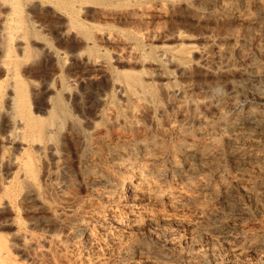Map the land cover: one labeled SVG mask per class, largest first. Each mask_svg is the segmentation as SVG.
Returning a JSON list of instances; mask_svg holds the SVG:
<instances>
[{
  "label": "rangeland",
  "instance_id": "rangeland-1",
  "mask_svg": "<svg viewBox=\"0 0 264 264\" xmlns=\"http://www.w3.org/2000/svg\"><path fill=\"white\" fill-rule=\"evenodd\" d=\"M25 1H22V6L25 5L24 7L28 8L23 7L24 12L22 11V13L25 16L22 14L23 19L21 20H25L24 24L27 23L29 27L22 25L23 29L18 33L19 35L24 34L22 36L26 40H30V42L27 41L30 51L23 56L14 44L11 54L23 66L20 68L23 71V76L20 74V77L26 85L25 91L27 90L26 95L28 96V100L27 96L26 100L30 102L29 109L37 117L41 119L44 117L42 122L47 129L52 131V134L42 139L41 150L33 152L34 174L37 175L34 180L29 179V181L27 178H21L23 172H19L20 175L6 164L0 167V181L2 182H0V200L5 199L0 202L3 205L0 206V244L3 246V254H5L3 264H119L122 254L130 245H134L135 241H137L135 244L141 248L140 264L141 262L142 264H264V247L259 246V242L264 241V210H262L264 208V150L252 146L250 148L249 145H246L244 151L238 153L234 145L232 146L225 140L226 132H228L227 124H230L231 120H235L234 115L229 111L233 105L247 103L249 109L244 112H247L246 114L249 116L243 112L242 115H246L245 117L264 116V19L259 23H245L238 18L258 16L261 13L263 14L261 16L264 17V0H261L263 1L262 7L255 5L257 0H211L215 11L225 8L234 10L235 17L224 20L205 14L204 8L208 5L206 4L207 0H166V2L159 0L160 3L158 0L139 2L127 0L131 1V8L129 7V9L127 6L121 11L119 10L121 8L114 10L115 7L111 6L105 7V9L98 5L82 2L76 5L78 7L82 5V8H75L74 16H78L77 21L80 19L78 22L84 28L85 33L89 34V37L84 36V32L74 31L76 29L72 28L70 17L73 13L69 14L71 8L61 5L60 7L59 4L50 0H47L50 3L44 2V0L41 2H39L40 0L38 2L36 0ZM135 2L140 4L133 6ZM36 4L38 5L36 6ZM141 4H143L142 9ZM169 4L170 6H168ZM33 5L35 6L32 7ZM171 5L173 6L171 7ZM136 6L138 7L136 8ZM52 7L54 11H52ZM95 7H97L96 10ZM63 8L65 9L63 10ZM5 9L0 7L1 33L7 28V25L4 26V18L10 12L9 9ZM125 9H128V14ZM143 9L152 12L154 10L159 12L161 9V16L142 15ZM28 10H31L30 13ZM57 11L64 12V15ZM133 12L137 14L133 15ZM95 13L98 15L95 16ZM108 13L114 15L109 14L108 20L106 18L102 20L103 16L106 17ZM132 15L133 17L137 15L139 19H142L140 21H137V17L131 19ZM65 16L69 18L64 19ZM119 16L123 18L120 19ZM135 18L137 19L135 20ZM104 32L107 33L104 34ZM135 36L136 39H131ZM84 37L88 39L86 40ZM128 37L130 38L127 39ZM123 40L126 42L123 43ZM135 40L137 42H133ZM107 42L109 43L107 44ZM110 42L113 44L111 45ZM0 44H2L0 46V67H4L2 65L7 63V59L5 60L6 56L2 51L4 44L2 42ZM123 44L124 46L129 45L122 47ZM130 44L133 50L127 49ZM96 49L97 52H95ZM157 52L160 55L163 53L162 56H164L159 57L158 54H155ZM164 52L171 53L168 56ZM142 53L143 55H141ZM81 54L83 56H80ZM145 54H147L146 56L150 54L149 59L152 57L150 60L146 57V63ZM21 55L23 57H20ZM168 57L173 60L172 66L170 63L168 66L167 62L163 61ZM88 58L100 64L96 65L98 68L88 66ZM159 58L164 59L161 61ZM152 59L158 62L149 63ZM104 62L109 63L105 64ZM174 64L179 68L177 69ZM181 66L187 69L189 67L190 77L182 76ZM89 67L93 69H89ZM105 71L108 72L105 73ZM251 71L256 73L253 74ZM0 73V82L3 87L12 82L10 77L8 82L4 79L6 76L3 70ZM116 74L118 75L116 76ZM119 74L121 77L123 74L138 76V79L141 77L139 80L144 82L143 85L147 84V90L154 92L155 100L152 101L153 106L150 105L152 110L146 109L150 106L147 107L141 103L136 105L128 93L119 88L121 84ZM167 89L170 95L166 93ZM259 92L262 95L261 98ZM166 94L168 95L165 96ZM213 96L218 97L219 104H212L211 107L207 104L208 108L205 103L213 100ZM203 97L209 99H202ZM221 97L222 99H219ZM222 108L224 109L222 110ZM56 109L58 110L55 111ZM51 112L55 114H51ZM52 115L55 116V119L52 118ZM40 118L39 120H41ZM204 118L206 120L202 121ZM195 119L197 120L195 121ZM197 121H200V124ZM201 121L206 122L207 127ZM208 124L211 125L208 127ZM184 133L186 134L184 135ZM207 138L218 141L219 145L222 144V147L218 146L221 149L219 150L217 147L209 151L210 159L207 163H199L194 160L191 162L186 159L185 151L189 148H200L208 141ZM221 139L224 141L222 142ZM138 140L156 142L160 144H158L160 147L162 146L156 155L159 156L160 168H164L163 170L175 163L180 170H186L185 166L187 167L191 163L195 175L190 176L187 182L200 188L201 191L198 194H192L193 200H196L195 205L183 208L181 211L170 209L171 207L166 204V201V203H159L152 199L146 200L141 208L142 215L148 217L144 221L146 224L141 226L139 231L133 232L132 238L130 235L128 237L127 232L121 229L122 218L126 214L122 208L125 202L118 198L120 194L114 188L110 177L122 173L123 167L121 168L120 165L122 159L126 157L123 149L126 148L128 141ZM1 145L0 143V148ZM117 150L120 151L118 156H116ZM8 153L17 154L12 151H7ZM34 155H37L38 158L36 156L34 158ZM244 156L247 159L246 166L238 167V161H242ZM14 174L19 176L16 177ZM14 178L19 182H13ZM6 180L8 181L6 182ZM3 182L5 186L6 183L13 185H10V190L7 191L10 197L7 193L4 195L1 193ZM167 182L171 181L167 180ZM24 185L27 187H23ZM10 191L11 194L15 192L14 196L10 194ZM175 191L178 190L173 189V192ZM131 198L128 202L132 201ZM109 208L112 209L114 217L120 221L118 226H115L116 228L112 229L108 235L99 236L97 239L88 238L85 234L80 237L82 233L79 230L87 227L89 222H94L100 214L107 212ZM211 210L214 211L211 212ZM215 215L223 223L221 230L213 229L212 231L209 228H204ZM142 221V217H139L136 224L140 225ZM210 226L212 225L210 224ZM24 241L25 243H22ZM4 249H8L7 253L4 252ZM132 252L128 253L127 257L130 258ZM8 261L10 262L8 263Z\"/></svg>",
  "mask_w": 264,
  "mask_h": 264
},
{
  "label": "bare ground",
  "instance_id": "bare-ground-1",
  "mask_svg": "<svg viewBox=\"0 0 264 264\" xmlns=\"http://www.w3.org/2000/svg\"><path fill=\"white\" fill-rule=\"evenodd\" d=\"M22 1L23 0H0V7L2 8V9H9L8 11H10L9 12V15L7 16L6 14L4 15L6 18H4V26L5 25H7L6 27V29L5 30H3L2 28V30L4 31V32H0V42H2L3 44H4V48L2 49V51L5 53V55L4 56H6V58H5V60L7 59V63H5L4 65H2V66H4V67H0V68H2L1 70H3L4 71V73H5V78L4 79H6V81L8 82V79H9V77L10 78H12L11 80H12V82H10L9 84L7 83L6 84V86H2V83L0 82V121H1V131H0V133H1V136H0V143L2 144L1 145V150H0V167L2 166V165H4V164H6L7 166H10L13 170H14V172L16 171L18 174H20L21 172H23V174H24V176H23V174H22V176H21V178H27V180H31V179H33L34 180V177H35V175L36 174H34V159H33V152L35 151V150H41V144H40V142L42 141V139L45 137V136H47V135H51L52 134V131L48 128H46L45 126H44V124H43V122L42 121H44V117L41 119L40 117H37L35 114H34V112H32V110H30L29 109V107H28V105H29V103L30 102H27V100H28V96L26 95V91H25V89H26V85H25V83L24 82H22V79H21V77H20V74L22 75V73H23V71H22V69H20V68H22L23 66H21L20 64H21V62L20 61H18L15 57H13L12 56V54H11V48H12V46L15 44V46H17L18 47V50L19 51H21L22 52V54H23V56L25 55V54H27L29 51H30V49H29V47H28V43H27V41L28 42H30V40L28 39V38H31V37H28L27 39L28 40H26L22 35H24V34H22V35H19V33L18 32H20L21 31V29H23V26L22 25H27V23L26 24H24V21L23 20H21V19H23L22 18V11L24 12V10H22L23 9V7L25 6L24 4V6H22ZM27 2H29L28 0H26ZM25 1V2H26ZM47 0H44V2H46ZM51 2H54L55 4L57 3V4H59V6L61 5L62 7L64 6H67V7H69V9H70V11H71V13L69 12V14H71L72 15V13H73V15L70 17V24H71V26H72V28H74V29H76V30H74V31H81V32H84L83 34H84V36H86V37H89L88 35L89 34H86L85 33V30H84V28L81 26V24L79 23L80 21V19L77 21V17H75L74 16V13L76 12L75 11V8H77L78 6H76V5H79V4H81L82 2L83 3H88V4H94V5H98V6H101V7H103V8H105V7H115L114 8V10L116 9V8H121V9H119L120 11L122 10V8H127V6H128V8L130 7L131 8V4H130V2L131 1H127V0H50ZM138 2L139 1H142V0H137ZM147 1V0H146ZM145 1V2H146ZM148 1H150V0H148ZM157 1V0H156ZM159 1V0H158ZM24 2V3H25ZM36 2H38V0H36ZM39 2H41V0L39 1ZM47 2H49V1H47ZM138 2H135V3H137V4H133V6L134 5H138V4H140V3H138ZM144 2V3H145ZM164 2H166V0L164 1ZM163 2V3H164ZM168 3H170L169 1H167ZM197 2V1H196ZM199 2H201V1H199ZM31 3V2H30ZM32 3H33V1H32ZM35 3V2H34ZM50 3V2H49ZM142 3V2H141ZM143 3V4H144ZM147 3H150V2H147ZM158 3H160V1L158 2ZM161 3H162V1H161ZM171 3H173V2H171ZM189 3V2H188ZM187 3V4H188ZM253 3V2H252ZM41 4V3H40ZM39 4V5H40ZM143 4H141L142 6H141V9H142V7H143ZM205 4V3H204ZM206 4H208L207 5V7H205L204 8V12H205V14L206 15H208L209 17L211 16V17H213V18H221V19H232L233 17H235L234 16V10L233 9H228V8H225V9H222V10H220V11H215L214 10V7L215 6H213L212 5V3H211V0H207V3ZM214 4V3H213ZM28 5V4H27ZM32 5V4H31ZM38 4H36V6H37ZM44 5H46V4H44ZM43 5V6H44ZM146 5V4H145ZM144 5V6H145ZM157 5V4H156ZM175 5V4H174ZM177 5V4H176ZM224 5V4H223ZM255 5L256 6H258V7H262L263 6V1H261V0H257L256 2H255ZM35 5H33L32 7H34ZM42 6V5H41ZM53 7H54V4L52 5ZM60 6V7H61ZM82 5H80V7H81ZM87 6V5H86ZM89 6V5H88ZM97 6V7H98ZM158 6V5H157ZM168 6H170V4L168 5ZM173 5H171V7H172ZM185 6H188V5H185ZM235 6V5H234ZM31 7V6H30ZM31 7V8H32ZM50 7H51V5H50ZM53 7H52V9H53ZM80 7H78V8H80ZM97 7H95V10H96V8ZM138 6H136V8H137ZM177 7V6H176ZM229 7V6H228ZM232 7V6H231ZM25 8V7H24ZM28 7H26L25 9H27ZM30 8V9H31ZM42 8V7H41ZM82 8V7H81ZM88 8H90V7H88ZM91 8H92V6H91ZM103 8H100V9H103ZM129 8V9H130ZM139 8H140V5H139ZM155 8V7H154ZM165 8V7H164ZM169 8V7H168ZM257 8V7H256ZM5 9V10H6ZM47 9V8H46ZM58 9H60V8H58ZM65 8H63V10H64ZM69 9H67L68 11H69ZM85 9V8H84ZM94 9V8H93ZM92 9V10H93ZM99 9V10H100ZM106 9V8H105ZM109 9V8H108ZM111 9H113V8H111ZM151 9V8H150ZM179 9V8H178ZM50 10V9H49ZM57 10V9H56ZM66 10V11H67ZM78 10V9H77ZM118 10V11H119ZM126 10V9H125ZM125 10H124V12H125ZM132 11H133V9H131ZM144 10V9H143ZM156 10H157V7H156ZM159 10V9H158ZM161 10V9H160ZM160 10H159V12H156L155 10H154V12H152V11H150V10H144V11H142V15H145V16H161V12H160ZM201 10H203V9H201ZM253 10V9H252ZM29 11V13H30V11L31 10H28ZM52 11H54V9L52 10ZM58 11H60V10H58ZM57 11V12H58ZM67 11V12H68ZM98 11V10H97ZM139 11V10H138ZM196 11V10H195ZM199 11V10H198ZM240 11V10H239ZM80 12V11H79ZM88 12V11H87ZM93 12V11H92ZM126 14H128V9L126 10ZM134 12H137V11H134ZM134 12H133V15H135V14H137V13H135L134 14ZM7 13V12H6ZM56 13V12H55ZM58 13H61L62 15H64L63 13L64 12H58ZM81 13V12H80ZM98 13V12H97ZM95 13V16L96 15H98V14H100V13ZM102 13V12H101ZM113 13V12H112ZM112 13H108L107 14V16L106 17H104L103 16V18L101 17V16H98V17H101L102 18V20H105V18L108 20V18H109V14H111V15H114V14H112ZM116 13V12H115ZM132 13V12H131ZM241 13V12H240ZM34 14V13H33ZM32 14V15H33ZM61 14H59V15H61ZM85 14V13H84ZM87 14V13H86ZM90 14V13H89ZM105 14V13H104ZM103 14V15H104ZM117 14V13H116ZM115 14V15H116ZM125 14V15H126ZM139 14V13H138ZM165 14V13H164ZM255 14H256V12H255ZM24 16H25V14H23ZM76 15V14H75ZM78 15H79V13H78ZM111 15H110V17H111ZM118 15H120L119 13H118ZM133 15H132V17H131V19H133L134 17H139V16H134L133 17ZM254 15V14H253ZM261 15H263L262 13H261ZM261 15H259L258 14V16H256V15H254V16H252V17H242V18H240V17H238L239 19H240V21H242V22H244L245 21V23L246 22H258L259 23V21H262L263 19H264V17L263 16H261ZM92 16H94V15H92ZM92 16H90V17H92ZM117 16V15H116ZM163 16V15H162ZM195 16V15H194ZM197 16V15H196ZM243 16H245V15H243ZM249 16H251V15H249ZM121 17L122 16H119V18L121 19ZM125 17V16H124ZM128 17V16H127ZM130 17V16H129ZM128 17V18H129ZM199 17H201V16H199ZM208 17V18H209ZM25 18V17H24ZM65 18H69L68 16H65L64 17V19ZM93 18H95L96 20H98L96 17H93ZM93 18H91V19H93ZM113 18H117L118 19V17H115V16H113ZM123 18V17H122ZM127 18V19H128ZM137 18H135V20L137 19ZM144 18H146V17H144ZM148 18V17H147ZM2 19V18H1ZM60 19H61V16H60ZM140 19H142V18H140ZM140 19L138 18V20L137 21H140ZM149 19V18H148ZM152 19V18H151ZM201 19V18H200ZM237 19V18H236ZM238 19V20H239ZM100 20V19H99ZM98 20V21H99ZM111 20H113L112 18H111ZM135 20H133V21H135ZM234 20V19H233ZM22 21H23V23H22ZM66 22H67V20H66ZM107 22V21H106ZM125 22V21H124ZM126 22H128V21H126ZM238 22V21H237ZM22 23V24H21ZM139 23V22H138ZM66 24H68V23H66ZM82 24H84V23H82ZM248 24V23H247ZM255 24V23H254ZM257 24V23H256ZM89 25V24H88ZM142 25V24H141ZM160 25V24H159ZM229 25V24H228ZM244 25V24H243ZM28 26V25H27ZM69 26V25H68ZM247 26V25H246ZM29 27V26H28ZM27 27V28H28ZM128 27V26H127ZM137 27V26H136ZM244 27V26H243ZM4 28V27H3ZM32 30V29H31ZM30 30V31H31ZM69 30V29H68ZM72 30V29H71ZM1 31V30H0ZM69 32H70V30H69ZM103 32V31H102ZM21 33H23V32H21ZM96 33V32H95ZM107 33V32H106ZM105 32H104V34H106ZM109 33V32H108ZM156 33V32H155ZM25 34H27V33H25ZM29 34V33H28ZM31 34V33H30ZM32 34H33V32H32ZM110 34V33H109ZM154 34V33H153ZM235 34V33H234ZM75 35V34H74ZM80 35V34H79ZM101 35V34H100ZM111 35V34H110ZM240 35V34H239ZM29 36V35H28ZM153 36V35H152ZM100 37V36H99ZM104 37V36H103ZM131 37H133V36H131ZM176 37H177V35H176ZM263 37H264V35H263ZM85 38V37H84ZM92 38V37H91ZM114 38V37H113ZM130 37H128L127 39H129ZM142 38V37H141ZM174 38V37H173ZM261 38V37H260ZM86 39V38H85ZM88 39V38H87ZM86 39V40H87ZM93 39V38H92ZM92 39H90V40H92ZM95 39V38H94ZM99 39V38H98ZM105 39H107L106 37H105ZM126 39V40H127ZM131 39H136V36H135V38H131ZM130 39V40H131ZM177 39H178V37H177ZM262 39V38H261ZM32 40V39H31ZM108 40H110L109 39V37H108ZM112 40V39H111ZM114 40V39H113ZM118 40V39H117ZM126 40L123 42V43H125L126 42ZM129 40V41H130ZM140 40V39H139ZM138 40V42H140ZM146 40V39H145ZM203 40V39H202ZM75 41V40H74ZM101 41V40H100ZM103 41V40H102ZM128 41V42H129ZM105 42V41H104ZM131 42H132V40H131ZM133 42H137L136 40L135 41H133ZM233 42H234V40H233ZM92 43V42H91ZM90 43V44H91ZM94 44H95V41L93 42ZM109 42H107V44H108ZM192 43V42H191ZM30 44V43H29ZM93 44V45H94ZM110 44L112 45L113 43L112 42H110ZM197 44V43H196ZM226 44V43H225ZM2 44H0V46H1ZM129 45V44H128ZM128 45H125V46H128ZM137 45V44H136ZM31 46V45H30ZM91 46H92V44H91ZM124 46V44H123V46L122 47H125ZM135 46V45H134ZM1 48V47H0ZM14 48V47H13ZM16 48V47H15ZM127 48V47H126ZM131 48V44H130V47H128L127 49H130ZM137 48H139V47H137ZM192 48V47H191ZM190 48V49H191ZM91 49V48H90ZM95 49V48H94ZM120 49V48H119ZM17 50V49H16ZM16 50H13V51H16ZM130 50H133L132 48L130 49ZM135 50H136V48H135ZM134 50V51H135ZM139 50H140V48H139ZM158 51H159V49H157ZM161 50V49H160ZM183 50H185V49H183ZM34 51V50H33ZM93 51V50H92ZM121 51V50H120ZM137 51H138V49H137ZM162 51H164V50H162ZM167 51V50H166ZM94 52V51H93ZM92 52V53H93ZM95 52H97V49H96V51ZM125 52V51H124ZM127 52V51H126ZM132 52V51H131ZM169 52V51H168ZM168 52H164L165 54L167 53V55L168 54H170V53H168ZM127 53H129V52H127ZM134 53V52H133ZM154 53V52H153ZM161 53V52H160ZM19 54V53H18ZM21 54V53H20ZM19 54V55H20ZM155 54H158V52L157 53H155ZM154 54V55H155ZM162 54L163 53H161V55L160 54H158L159 55V57H161L162 56ZM173 54V53H172ZM171 54V55H172ZM227 54V53H226ZM15 55V54H14ZM32 55V54H31ZM125 55V54H124ZM129 55V54H128ZM127 55V56H128ZM132 55V54H131ZM134 55V54H133ZM137 55V54H136ZM141 55H143V53L141 54ZM147 54H145V58L146 57H148V56H150V54L148 55V56H146ZM158 55H157V57H158ZM174 55V54H173ZM187 55V54H186ZM196 55V54H195ZM22 55L20 56V57H23ZM27 57H28V55H26ZM80 56H83L82 54L80 55ZM164 56V55H163ZM162 56V57H163ZM169 56V55H168ZM174 56H177V55H174ZM182 56V55H181ZM184 56V55H183ZM262 56H263V54H262ZM16 57H17V55H16ZM26 57V58H27ZM70 57V56H69ZM84 57H85V55H84ZM87 57V56H86ZM125 57V56H124ZM135 57V56H134ZM137 57V56H136ZM161 57V58H162ZM191 57V56H190ZM18 58V57H17ZM25 58V57H24ZM141 58V57H140ZM152 58V57H151ZM150 58V59H151ZM161 58H159L160 60H161ZM188 58V57H187ZM20 60H21V58H19ZM29 59V58H28ZM81 59V58H80ZM84 59V58H83ZM91 59V58H90ZM89 58L87 59V65L89 66H96V65H100V64H98L97 62H94V61H91ZM121 59V58H120ZM139 59V58H138ZM143 59V58H142ZM148 59H149V57H148ZM149 59V60H150ZM154 59H156V58H154ZM154 59H152L151 61H149V63L150 62H153V63H157L158 61H154ZM164 59V58H163ZM162 59V60H163ZM179 59V58H178ZM181 59V58H180ZM179 59V60H180ZM184 59V58H183ZM25 60V59H24ZM27 60V59H26ZM105 60V59H104ZM103 60V61H104ZM133 60V59H132ZM141 60V59H140ZM161 60V61H162ZM80 61V60H79ZM86 61V60H85ZM84 61V62H85ZM97 61V60H96ZM107 61V60H106ZM119 61H122V60H119ZM146 61H147V58L145 59V63H146ZM163 61H165V63L167 62V64L168 63H170V65H171V63H173V60H172V58L171 57H168V59H165V60H163ZM188 61V60H187ZM5 62V61H4ZM3 62V63H4ZM25 62V61H24ZM56 62V61H55ZM78 62V61H77ZM131 62V61H130ZM140 62V61H139ZM189 62V61H188ZM187 62V63H188ZM1 63V62H0ZM2 63V64H3ZM67 63V62H66ZM81 63H83V62H81ZM100 63V62H99ZM105 63V62H104ZM107 63H109V62H106L105 64H107ZM141 63V62H140ZM159 63H161V62H159ZM175 63V62H174ZM185 63V62H184ZM23 64V63H22ZM85 64H86V62H85ZM129 64V63H128ZM143 64H144V61H143ZM162 65H166V64H163V63H161ZM129 65H131V63L129 64ZM145 65V64H144ZM147 65V64H146ZM145 65V66H146ZM152 65V64H151ZM178 65V64H177ZM182 65V64H181ZM207 65V64H206ZM231 65V64H230ZM21 66V67H20ZM103 66H105V65H103ZM138 66V65H137ZM149 66V65H148ZM168 66H169V64H168ZM172 66V65H171ZM174 66H176L175 64H174ZM253 66V65H252ZM263 66V65H262ZM24 67H26V66H24ZM28 67V66H27ZM26 67V68H27ZM85 67V66H84ZM106 67H108V66H106ZM147 67V66H146ZM165 67V66H164ZM245 67V66H244ZM257 67H259V66H257ZM25 68V69H26ZM96 68H98L97 66H96ZM111 68V67H110ZM123 68V67H122ZM163 68V67H162ZM168 68V67H167ZM176 68L178 69L179 68V66L177 67L176 66ZM175 68V69H176ZM261 68V67H260ZM89 69H93V68H90L89 67ZM100 69V68H99ZM98 69V70H99ZM164 69V68H163ZM166 69V68H165ZM174 69V70H175ZM188 69H189V67H188ZM188 69L186 68V67H184V66H181L180 67V71H181V73H182V76L184 77H187L188 78V76H189V71H188ZM0 70V71H1ZM103 70V69H102ZM155 70H156V68H155ZM154 70V71H155ZM158 70H159V68H158ZM190 70V69H189ZM240 70V69H239ZM249 70H251V69H249ZM90 71V70H89ZM160 71V70H159ZM212 71V70H211ZM241 71V70H240ZM28 72V71H27ZM99 72V71H98ZM108 72V71H107ZM106 71H105V73H107ZM177 72V71H176ZM178 72H179V70H178ZM221 72V71H220ZM252 72V71H251ZM2 73V72H1ZM0 73V74H1ZM4 73H3V75H4ZM25 73V72H24ZM102 73H104V72H102ZM104 73V74H105ZM129 73V72H128ZM157 73V72H156ZM162 73V72H161ZM210 73V72H209ZM253 73V72H252ZM251 73V74H252ZM256 72H254L253 74H255ZM101 74V73H100ZM99 74V75H100ZM109 74V73H108ZM108 74H107V76H108ZM113 74V73H112ZM146 74V73H145ZM150 74V73H149ZM220 74V73H219ZM240 74V73H239ZM26 75H27V73H26ZM98 75V74H97ZM96 75V76H97ZM118 74H116V76H117ZM120 75V74H119ZM215 75H217V74H215ZM244 75V74H243ZM263 75V74H262ZM23 76V75H22ZM25 76V75H24ZM116 76H115V78H116ZM137 76V75H136ZM160 76V75H159ZM252 76V75H251ZM98 77V76H97ZM120 77H121V75H120ZM138 77V76H137ZM137 77H134V75H131V74H123L122 75V77H121V81H120V85H119V88H121V90H124L126 93H128V95H129V97L130 98H132V100H134L135 102H136V105L138 104H143L144 106H150L151 104H152V101H154L155 99H154V92H150V90H147V84L144 86L143 85V83L137 78ZM190 77V76H189ZM193 77V76H192ZM244 77H246V76H244ZM261 77V76H260ZM24 78V77H23ZM119 78V77H118ZM147 78V77H146ZM178 78V77H177ZM1 79V78H0ZM3 79V80H4ZM25 79V78H24ZM179 79V78H178ZM182 79V78H181ZM193 79V78H192ZM255 79V78H254ZM258 79V78H257ZM98 80V79H97ZM188 80V79H187ZM6 81H4V82H6ZM116 81V80H115ZM180 82V81H179ZM202 82V81H201ZM24 83V84H23ZM112 83H113V81H112ZM146 83V82H145ZM159 83V82H158ZM250 83V82H249ZM113 85V84H112ZM115 86H116V84H114ZM152 85V84H151ZM148 86H150V85H148ZM162 86V85H161ZM240 87V86H239ZM113 88H114V86H113ZM117 88V87H116ZM245 88H246V86H245ZM254 88H256V87H254ZM152 89V88H151ZM154 89V88H153ZM159 89H160V87H159ZM240 89H241V87H240ZM239 89V90H240ZM69 90V89H68ZM67 90V91H68ZM119 90V89H118ZM166 90V89H165ZM170 90V89H169ZM172 91L174 90V89H171ZM180 90V89H179ZM178 90V91H179ZM208 90V89H207ZM212 90H214V89H212ZM216 90V89H215ZM224 90V89H223ZM124 91H122V92H124ZM172 91H170V92H172ZM175 92H176V90H174ZM173 91V92H174ZM217 91V90H216ZM233 91H235V90H233ZM249 91V90H248ZM259 91V90H258ZM212 92V91H211ZM237 92V91H236ZM239 92V91H238ZM118 93H120V92H118ZM155 93H156V91H155ZM158 93V92H157ZM164 93H165V91H164ZM166 93H168L169 95H170V93H169V91H168V89H167V92ZM216 93V92H215ZM121 94V93H120ZM119 94V95H120ZM160 94V93H159ZM161 94H162V92H161ZM168 94H166L165 96H167ZM174 94V93H173ZM172 94V95H173ZM178 94V93H177ZM181 94V93H180ZM210 94H212V93H210ZM218 94V93H217ZM207 95H208V93H207ZM213 95H214V93H213ZM26 96H27V100H26ZM155 96H156V94H155ZM157 96H158V94H157ZM202 96V95H201ZM206 96V95H205ZM210 96V95H209ZM259 96H260V98H261V93L259 92ZM122 97V96H121ZM124 97H127V96H124ZM159 97H160V95H159ZM162 97V96H161ZM173 97V96H172ZM211 97V96H210ZM216 97V98H215ZM213 96V100H209V103H208V101H207V103H205V105H207V104H209L210 105V107H211V105L212 104H217L218 103V97L217 96ZM219 97H220V95H219ZM258 97V96H257ZM167 98V97H166ZM169 98H171V97H169ZM251 98V97H250ZM102 99V98H101ZM126 99V98H125ZM160 99V98H159ZM202 99H206V98H202ZM207 99H209V98H207ZM206 99V100H207ZM211 99V98H210ZM219 99H222V97L221 98H219ZM131 100V101H132ZM169 100V99H168ZM205 100V101H206ZM157 101V100H156ZM224 101V100H223ZM123 102V101H122ZM133 102V101H132ZM131 102V103H132ZM158 102V101H157ZM173 102V101H172ZM186 102V101H185ZM188 102V101H187ZM203 102H204V100H203ZM203 102H202V105H203ZM59 103V102H58ZM129 103V102H128ZM154 103V102H153ZM231 103V102H230ZM229 103V104H230ZM155 104H156V102H155ZM199 104V103H198ZM219 104V103H218ZM237 104V103H236ZM117 105V104H116ZM132 105V104H131ZM133 105H134V103H133ZM135 105V106H136ZM142 106V105H141ZM152 106H153V104H152ZM155 106V105H154ZM165 106V105H164ZM197 106V105H196ZM208 106V105H207ZM207 106H206V108H207ZM249 106V105H248ZM264 106V105H263ZM155 107H157V106H155ZM168 107V106H167ZM187 107V106H186ZM146 108V107H145ZM153 108V107H152ZM171 108V107H170ZM200 108V107H199ZM208 108H209V106H208ZM207 108V109H208ZM226 108V107H225ZM228 108V107H227ZM52 109H53V107H52ZM146 109H151V106L150 107H148V108H146ZM145 109V110H146ZM191 109V108H190ZM218 109H219V107H218ZM224 108H222V110H223ZM247 109H249V108H247V103H245V102H243V103H241V104H239V105H233L231 108H230V113L232 114V115H234V117L233 118H235V120H231L232 122H230V124L228 123H226L227 124V127H228V132H226L225 130V132L227 133V135H225L226 137H225V140H227V142L228 143H231L232 144V146L234 145V147L236 148V151L238 152V153H241V152H243L244 151V149L246 148V145H249L250 146V148H251V146L252 147H256V148H258V149H262V150H264V116H261V117H258V118H251V117H245L247 114V112L245 113L244 111L245 110H247ZM58 109H56L55 111H57ZM121 110V109H120ZM144 110V109H143ZM152 110V109H151ZM150 110V111H151ZM156 110V109H155ZM220 110V109H219ZM228 110V109H227ZM39 111V110H38ZM53 111H54V109H53ZM114 111V110H113ZM158 111V110H157ZM215 111H216V109H215ZM226 111V110H225ZM228 111V112H229ZM249 111V110H248ZM165 112V111H164ZM200 112V111H199ZM210 112V111H209ZM217 112V111H216ZM220 112H222V111H220ZM245 113L246 115L245 116H243L242 115V113ZM263 112V111H262ZM49 113V112H48ZM55 114L54 112H51V114ZM62 113V112H61ZM148 113H150V112H148ZM201 113V112H200ZM227 113V112H226ZM243 113V114H244ZM249 113V112H248ZM104 114H105V112H104ZM141 114V113H140ZM177 114V113H176ZM47 115V114H46ZM48 115H50V113L48 114ZM116 115V114H115ZM123 115V114H122ZM131 115H133V114H131ZM196 115V114H195ZM230 114L228 113V116H229ZM252 115V114H251ZM113 116V115H112ZM203 116V115H202ZM247 116H249V115H247ZM49 117V116H48ZM47 117V118H48ZM55 117V116H54ZM53 117V115H52V118L53 119H55ZM108 117V116H107ZM114 117V116H113ZM112 117V118H113ZM124 117V116H123ZM133 117V116H132ZM191 117V116H190ZM198 117V116H197ZM200 117V116H199ZM207 117V116H206ZM215 117V116H214ZM214 117H212V118H214ZM222 117V116H221ZM221 117H220V119H221ZM225 117V116H224ZM39 118L41 119V120H39ZM57 118V117H56ZM109 118V117H108ZM136 118V117H135ZM139 118H140V116H139ZM162 118V117H161ZM208 118V117H207ZM210 118V117H209ZM233 118H231V119H233ZM129 119V118H128ZM199 119H201V118H199ZM215 119V118H214ZM230 119V118H229ZM111 120V119H110ZM130 120V119H129ZM162 120H164V119H162ZM197 119H195V121H196ZM204 120H206V118H204L202 121H204ZM120 121V120H119ZM132 121V120H131ZM201 121V122H202ZM230 121V120H229ZM130 122V121H129ZM198 122V121H197ZM196 122V123H197ZM208 122V121H207ZM224 122V121H223ZM120 123V122H119ZM131 123V122H130ZM199 124H200V121L198 122ZM204 125H206L205 127H207V123L206 122H202ZM211 123V122H210ZM217 123H219V122H217ZM132 124V123H131ZM213 124V123H212ZM224 124H225V122H224ZM223 124V125H224ZM111 125V124H110ZM209 125H211V124H208V127H209ZM47 126V125H46ZM75 126V125H74ZM200 126V125H199ZM224 126H226V125H224ZM50 127H51V125H50ZM70 127V126H69ZM73 127V126H72ZM136 127V126H135ZM180 127V126H179ZM203 128H204V126H202ZM225 128V127H224ZM53 129H54V127H53ZM70 129V128H69ZM173 129V128H172ZM171 129V130H172ZM209 129H211V128H209ZM215 129V128H214ZM68 130V129H67ZM73 130V129H72ZM75 130V129H74ZM93 130V129H92ZM151 130H153V129H151ZM166 130V129H165ZM175 130H177V129H175ZM213 130V129H212ZM69 131V130H68ZM70 131H71V129H70ZM94 131V130H93ZM181 131V130H180ZM206 131H207V129H206ZM217 131V130H216ZM143 132V131H142ZM176 132V131H175ZM178 132V131H177ZM200 132H202V131H200ZM205 132V131H204ZM211 132V131H210ZM72 133V132H71ZM140 133V132H139ZM162 133V132H161ZM199 133V132H198ZM225 133V134H226ZM54 134V133H53ZM181 134H182V132H181ZM186 133H184V135H185ZM212 134V133H211ZM58 135V134H57ZM139 135V134H138ZM179 135V134H178ZM183 135V134H182ZM201 135V134H200ZM223 135V134H222ZM54 136V135H53ZM202 136V135H201ZM213 136V138H214V134L212 135ZM184 137V136H183ZM182 137V138H183ZM199 137V136H198ZM211 137V136H210ZM224 137V136H223ZM223 137H220V138H223ZM102 138V137H101ZM129 138V137H128ZM209 138V137H208ZM208 138H207V140H208ZM212 138V137H211ZM175 139V138H174ZM216 139V138H215ZM46 140V139H45ZM134 140V139H133ZM152 140V139H151ZM189 140V139H188ZM206 140V139H205ZM206 140V141H207ZM222 140V139H221ZM125 141V140H124ZM224 140H222V142H223ZM249 141V143H246V142H248ZM126 142V141H125ZM227 142H226V144H227ZM45 143V142H44ZM198 143V142H197ZM246 143V144H245ZM159 144V143H158ZM156 142H148V141H146V140H138V141H128V144H127V146H126V148L125 149H123L124 151V155H126V157L125 158H123L122 159V163H121V165H120V167L122 168L121 170H122V173H118V174H115L114 176L112 175V178L110 177V179L112 180V183H113V185H114V188L119 192V196H118V198L120 199V200H122V202H123V200H124V204L122 205V208L124 209V211H126V214H125V216L122 218V222L121 223H123L122 224V226H121V229L124 231V232H127V235H128V237H129V235L131 236V234L133 233V232H136V231H139V228L141 227V226H143V225H145L146 223H144V221L148 218H146V217H144L143 215H142V213H141V208L143 207V204L146 202V200H154V201H157V202H159V203H166L167 205H169L171 208L170 209H177V210H179V211H181V209H183V208H186V207H188V208H190V207H193L195 204H194V202L196 201H194L193 200V198H194V196L192 195V194H194V193H199L200 191H201V189L200 188H197V187H195V186H192L190 183H188L187 181H188V178L190 177V176H194L195 175V170L192 168V164L191 163H189V165L186 167L185 166V168H186V170H180L179 168H177L176 167V163L173 165H170V167L168 168V169H166V170H163L162 168H160L161 166H160V161L158 160V157L159 156H157L156 155V153H158V150L159 149H161V147L158 145ZM225 144V143H224ZM231 144H230V146H231ZM190 145V144H189ZM221 145V147H222V144H220ZM219 145V142L218 141H216V140H214V139H209L207 142H205L200 148H198V147H196V148H189L188 150H184L185 152H186V159H189V160H191V162H193V160L194 161H196V162H199V163H204V162H208L209 161V159H210V154H209V151H211V150H214V149H216L218 146H220ZM248 146V147H249ZM49 148H51L50 146H48ZM221 147H220V149H221ZM243 148V149H242ZM44 149V148H43ZM48 149V148H47ZM52 149V148H51ZM171 149V148H170ZM218 149H219V147H218ZM219 149V150H220ZM249 149V148H248ZM56 150V149H55ZM97 150V149H96ZM100 150V149H99ZM120 150V149H119ZM119 150H117L116 151V156H118V155H120V151ZM172 150V149H171ZM7 151H12V152H16L17 154H10V153H8L7 154ZM48 151H49V149H48ZM47 151V152H48ZM183 151V150H182ZM233 151V150H232ZM236 151H234V152H236ZM38 152V151H37ZM37 152H35V153H37ZM34 153V154H35ZM39 153V152H38ZM37 153V154H38ZM174 154V153H173ZM218 154H220V153H218ZM237 154V153H236ZM243 154V153H242ZM38 155H40V154H38ZM115 155V154H114ZM123 155V154H122ZM166 155V154H165ZM212 155V154H211ZM217 155V154H216ZM215 155V156H216ZM246 155V154H245ZM35 156L37 157V155H34V158H35ZM217 156H219V155H217ZM216 156V157H217ZM120 157H122V156H120ZM213 157V156H212ZM38 158V157H37ZM164 158V157H163ZM183 158V157H182ZM120 159V158H119ZM173 160V159H172ZM228 160V159H227ZM234 160V159H233ZM236 160V159H235ZM36 161V160H35ZM176 161V160H175ZM174 161V162H175ZM211 161V160H210ZM170 162V161H169ZM224 162V161H223ZM246 162H247V159H246V157L244 156V158L242 159V161H238V164H237V166L238 167H241V168H244L245 166H246ZM213 163V162H212ZM256 163V162H255ZM209 164V163H208ZM259 164V163H258ZM206 165V164H205ZM216 165V164H215ZM45 166V165H44ZM230 166V165H229ZM213 167V166H212ZM215 167V166H214ZM200 168H201V166H200ZM205 169V168H204ZM216 170V169H215ZM253 170V169H252ZM113 171V170H112ZM120 171V170H119ZM1 172V171H0ZM20 172V173H19ZM199 172V171H198ZM208 172V171H207ZM210 172V171H209ZM16 173V174H17ZM36 173V172H35ZM183 173H185V174H183ZM214 173V172H213ZM16 174H14L16 177H18ZM113 174V173H112ZM183 174V175H182ZM222 174V173H221ZM260 174V173H259ZM10 175H12L11 173H10ZM10 175H8V176H10ZM21 175V174H20ZM37 176V175H36ZM179 176H182V177H179ZM12 177V176H11ZM260 177V176H259ZM20 178V179H21ZM9 179V178H8ZM12 179V178H11ZM15 179V178H14ZM27 180H26V182H27ZM29 180V181H30ZM167 180H169V181H171V182H167ZM210 180V179H209ZM229 180H231V179H229ZM241 180V179H240ZM239 180V181H240ZM8 180H6V182H7ZM14 181H16V179L15 180H13V182ZM25 181V180H24ZM28 181V182H29ZM101 181V180H100ZM108 181V180H107ZM232 181V180H231ZM237 181V180H236ZM1 182V181H0ZM5 182V183H6ZM12 182V183H13ZM17 182V181H16ZM15 182V183H16ZM19 182V181H18ZM17 182V183H18ZM93 182H94V180H93ZM102 182V181H101ZM2 183V182H1ZM25 183V182H24ZM103 183V182H102ZM111 183V182H110ZM233 183V182H232ZM3 184H4V182H3ZM3 184H2V187H1V193H2V195H4V194H6L7 193V191L8 190H10V185H12V184H9V183H6V186H5V184H4V186H3ZM25 184H27V183H25ZM30 184H31V182H30ZM34 184V183H33ZM195 184V183H194ZM222 184V183H221ZM256 184V183H255ZM17 185V184H16ZM23 185V184H22ZM32 185V184H31ZM126 185V187H124ZM13 186V185H12ZM18 186V185H17ZM21 186V185H20ZM26 185H24L23 187H25ZM224 186V185H223ZM222 186V187H223ZM241 186V185H240ZM242 186H243V184H242ZM249 186V185H248ZM27 187V186H26ZM228 187V186H227ZM14 188V187H13ZM12 188V191L14 190ZM18 188V187H17ZM161 188H163V189H161ZM235 188V187H234ZM243 188V187H242ZM249 188H250V186H249ZM35 189V188H34ZM173 189H176V190H178L177 192L175 191V192H173ZM205 189V188H204ZM225 189H227L226 188V186H225ZM115 190V191H116ZM232 190V189H231ZM18 191H20V190H18ZM17 191V192H18ZM214 191V190H213ZM234 191V190H233ZM16 192V193H17ZM45 192V191H44ZM15 192H12V194H11V191H10V194L11 195H13ZM99 193V192H98ZM126 193V194H125ZM226 193V192H225ZM246 193V192H245ZM258 193V192H257ZM8 194V196L10 197V195H9V192L7 193ZM19 194V193H18ZM29 194V193H28ZM154 194V195H153ZM243 194V193H242ZM256 194V193H255ZM259 194V193H258ZM263 194V193H262ZM23 195V194H22ZM32 195V194H31ZM14 196V195H13ZM12 196V197H13ZM17 196V195H16ZM27 196V195H26ZM97 196V195H96ZM210 196V195H209ZM214 196V195H213ZM217 196V195H216ZM5 197V196H4ZM8 197V198H9ZM24 197H25V194H24ZM117 197V196H116ZM132 197V198H131ZM6 198V197H5ZM38 198V197H37ZM130 198H131V202H128V200H130ZM216 198V197H215ZM248 198V197H247ZM1 199V198H0ZM10 199V198H9ZM9 199H7V200H9ZM26 200H28V198H25ZM116 199V198H115ZM5 199H3V200H0V202H2V201H4ZM6 200V201H7ZM11 200V199H10ZM102 200V199H101ZM100 200V201H101ZM259 200V199H258ZM166 201V202H165ZM13 202V201H12ZM11 202V203H12ZM222 202V201H221ZM6 203V202H5ZM8 203V202H7ZM153 203V202H152ZM151 203V204H152ZM226 203H228V202H226ZM3 204H4V202H3ZM5 205H7V204H5ZM13 205V204H12ZM12 205H10V206H12ZM222 205V204H221ZM224 205V204H223ZM228 205V204H227ZM0 206H3V205H1L0 204ZM111 207V206H110ZM228 207V206H227ZM9 208H14V207H9ZM121 208V209H122ZM157 208V207H156ZM151 209V208H150ZM6 210V209H5ZM261 210V209H260ZM262 210H264V208H262ZM185 211V210H184ZM212 211H214V210H211V212ZM154 212V211H153ZM171 212V211H170ZM188 212V211H187ZM199 212V211H198ZM250 212V211H249ZM264 212V211H263ZM160 213V212H159ZM176 213V212H175ZM178 213V212H177ZM184 213V212H183ZM109 214V215H108ZM115 214V213H114ZM180 214V213H179ZM213 214V213H212ZM189 215V214H188ZM254 215V214H253ZM139 217H142V223L140 224V225H138V224H136V222L138 221V219H139ZM165 217V216H164ZM162 218V217H161ZM213 219H211V221H210V223L206 226H204V228H209L210 230H212L213 231V229H215V230H221V227H223V223H222V221L221 220H219V217H217L216 215H215V217L213 216L212 217ZM229 219V218H228ZM157 220H159V219H157ZM205 221V220H204ZM12 222V221H11ZM148 222V221H147ZM155 222V221H154ZM9 223V222H8ZM120 223V221L117 219V218H115L114 217V215H113V211H112V209H108L107 210V212H105V213H102V214H100L97 218H96V220H94V222H89L88 223V225H87V227H84V228H81L80 230H79V232L80 233H82V234H80L81 236L80 237H82V235L83 234H85V236L86 237H91V238H95V239H97L99 236L100 237H102V236H106V235H108L109 233H111V230L112 229H114V228H116L115 226H118V224ZM139 223V222H138ZM191 224V223H190ZM210 224L212 225V226H210ZM138 225V226H137ZM187 225V224H186ZM168 226V225H167ZM228 228V227H227ZM230 228V227H229ZM143 229V228H142ZM234 229V228H233ZM20 230V229H19ZM142 231V230H141ZM206 231V230H205ZM209 231V230H208ZM22 232V231H21ZM220 232V231H219ZM20 233V232H19ZM200 233V232H199ZM221 233V232H220ZM250 233V232H249ZM255 233V232H254ZM21 234V233H20ZM23 234H25V233H23ZM72 234V233H71ZM22 235V234H21ZM123 235V234H122ZM228 235V234H227ZM235 235V234H234ZM249 235V234H248ZM18 236V235H17ZM114 236H116V235H114ZM133 236H134V233H133ZM224 236H226V235H224ZM233 236V235H232ZM132 237V236H131ZM231 237V236H230ZM107 238V237H106ZM110 238V237H109ZM126 238V237H125ZM133 238V237H132ZM131 238V239H132ZM255 238V237H254ZM25 239V238H24ZM30 239H31V237H30ZM100 239V238H99ZM130 239V240H131ZM139 239V238H138ZM1 240V239H0ZM15 240V239H14ZM21 240H23L22 239V237H21ZM20 240V241H21ZM26 240V239H25ZM27 240H28V238H27ZM126 240H127V238H126ZM129 240V239H128ZM140 240V239H139ZM234 240V239H233ZM16 241V240H15ZM17 241H18V239H17ZM31 241V240H30ZM32 241H33V239H32ZM40 241V240H39ZM121 241V240H120ZM134 241V240H133ZM194 241V240H193ZM237 241V240H236ZM135 242H137V241H135ZM135 242H134V245H130L129 247H128V249L124 252V254H122V260L120 261L121 263H119V264H138L139 263V261H140V254H141V248H140V246H138V244H135ZM140 242V241H139ZM149 242V241H148ZM4 243V242H3ZM22 243H25V241L24 242H22ZM128 243V242H127ZM143 243V242H142ZM172 243V242H171ZM33 244V243H32ZM90 245V244H89ZM102 245V244H101ZM108 246V245H107ZM118 246V245H117ZM120 246V245H119ZM259 246H261V247H264V241H260L259 242ZM246 247V246H245ZM2 248H3V246H1V244H0V264H3V259H5L3 256H5V254H3V252H2ZM4 248H5V246H4ZM33 249V248H32ZM61 249V248H60ZM124 249V248H123ZM5 250V251H4ZM3 251L5 252V253H7V250L6 249H4ZM53 250V249H52ZM57 250V249H56ZM188 250V249H187ZM124 251V250H123ZM131 251H133L132 253V256L129 258V257H127V255H128V253H130ZM165 252V251H164ZM145 253H146V251H145ZM8 255H9V253H8ZM46 255V254H45ZM49 255V254H48ZM215 255V254H214ZM120 256V255H119ZM143 256V255H142ZM151 256V255H150ZM8 257V256H7ZM162 257V256H161ZM178 257V256H177ZM10 260V259H9ZM120 260V259H119ZM143 260V259H142ZM163 260V259H162ZM165 261V260H164ZM193 261V260H192ZM5 262H7V261H5ZM10 261H8V263H9ZM140 264V263H139ZM141 264H142V262H141ZM146 264V263H145Z\"/></svg>",
  "mask_w": 264,
  "mask_h": 264
}]
</instances>
